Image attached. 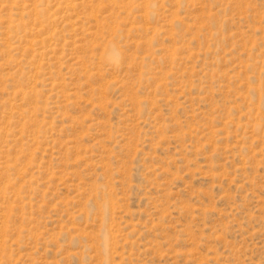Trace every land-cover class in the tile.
<instances>
[{
    "label": "rangeland",
    "instance_id": "374dc122",
    "mask_svg": "<svg viewBox=\"0 0 264 264\" xmlns=\"http://www.w3.org/2000/svg\"><path fill=\"white\" fill-rule=\"evenodd\" d=\"M0 264H264V0H0Z\"/></svg>",
    "mask_w": 264,
    "mask_h": 264
}]
</instances>
